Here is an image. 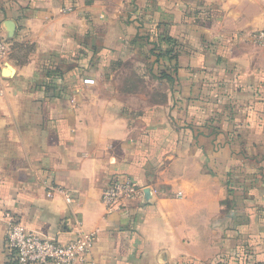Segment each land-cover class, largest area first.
Returning <instances> with one entry per match:
<instances>
[{"label": "crops", "instance_id": "1", "mask_svg": "<svg viewBox=\"0 0 264 264\" xmlns=\"http://www.w3.org/2000/svg\"><path fill=\"white\" fill-rule=\"evenodd\" d=\"M0 25V264L9 218L93 234L80 264H264V46L247 37L264 0H0ZM158 32L174 58L149 50ZM127 65L147 89L120 83ZM125 176L143 194L107 215Z\"/></svg>", "mask_w": 264, "mask_h": 264}, {"label": "built area", "instance_id": "2", "mask_svg": "<svg viewBox=\"0 0 264 264\" xmlns=\"http://www.w3.org/2000/svg\"><path fill=\"white\" fill-rule=\"evenodd\" d=\"M247 37L253 43L264 46L263 29L250 31ZM6 45V38L0 25V60L5 53ZM143 190L144 187L130 176L111 181L101 194L105 213L108 215L125 209L129 201L143 194ZM47 195L52 196V192L49 191ZM93 238V234L77 230L73 239L60 243L9 218L6 250L13 264H80L86 261Z\"/></svg>", "mask_w": 264, "mask_h": 264}, {"label": "trees", "instance_id": "3", "mask_svg": "<svg viewBox=\"0 0 264 264\" xmlns=\"http://www.w3.org/2000/svg\"><path fill=\"white\" fill-rule=\"evenodd\" d=\"M166 37H162L161 34L158 32V35H157V40L155 41H152V43H150V51H156V55H157V58L163 56V55H168L169 56V59L171 58H174L176 56V47H177V43H174V45L170 48V49H166L164 53H162L163 51V48L161 47V44L167 39H165ZM162 74V73H161ZM235 181V180H234ZM232 181H228V184H229V191H234V187H232V184H230ZM236 182H240L241 183H244L245 182V179H237Z\"/></svg>", "mask_w": 264, "mask_h": 264}, {"label": "rangeland", "instance_id": "4", "mask_svg": "<svg viewBox=\"0 0 264 264\" xmlns=\"http://www.w3.org/2000/svg\"><path fill=\"white\" fill-rule=\"evenodd\" d=\"M120 72L121 73L118 77L120 83L123 82V84L131 85L133 87L136 86L137 88L139 87L140 90L143 88L147 89V85H148V83H150V82H148L146 84V82L144 81L143 78L136 77V75H134V73H133V68L130 65L122 67L120 69Z\"/></svg>", "mask_w": 264, "mask_h": 264}, {"label": "water", "instance_id": "5", "mask_svg": "<svg viewBox=\"0 0 264 264\" xmlns=\"http://www.w3.org/2000/svg\"><path fill=\"white\" fill-rule=\"evenodd\" d=\"M5 73H12L13 72V68L11 67L10 64L6 63L5 65Z\"/></svg>", "mask_w": 264, "mask_h": 264}]
</instances>
